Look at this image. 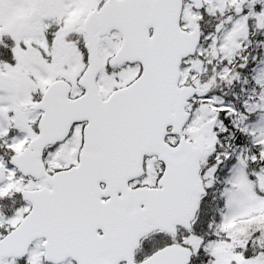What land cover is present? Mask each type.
Here are the masks:
<instances>
[{
    "label": "snow or ice",
    "instance_id": "1",
    "mask_svg": "<svg viewBox=\"0 0 264 264\" xmlns=\"http://www.w3.org/2000/svg\"><path fill=\"white\" fill-rule=\"evenodd\" d=\"M0 264H264V0H0Z\"/></svg>",
    "mask_w": 264,
    "mask_h": 264
}]
</instances>
